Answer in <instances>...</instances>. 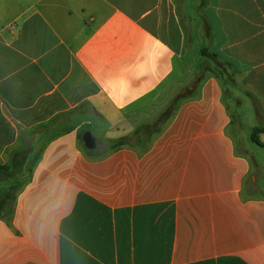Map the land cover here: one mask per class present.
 <instances>
[{"label":"crops","instance_id":"crops-1","mask_svg":"<svg viewBox=\"0 0 264 264\" xmlns=\"http://www.w3.org/2000/svg\"><path fill=\"white\" fill-rule=\"evenodd\" d=\"M198 1L188 35L177 0H0V165L63 129L0 219V264H264V197L225 100L251 113L247 138L264 128V0ZM189 48L233 79L196 76L146 146L85 149L72 115L132 130Z\"/></svg>","mask_w":264,"mask_h":264},{"label":"rangeland","instance_id":"rangeland-1","mask_svg":"<svg viewBox=\"0 0 264 264\" xmlns=\"http://www.w3.org/2000/svg\"><path fill=\"white\" fill-rule=\"evenodd\" d=\"M194 2H198V5L200 3L198 0H177L179 13L182 17L183 24L188 35L193 33V28L191 26V12L194 13L197 11V7L193 6ZM190 9H192V11ZM202 26L205 28L204 25ZM188 52L191 58L184 66L181 73L182 75H176L177 77L175 81L171 80L161 86L159 90H157V92H155V94L151 96L147 102H145V107L141 109L139 113L133 114V116L131 115V121L127 119L125 123L134 125L132 130L129 128L130 130H126L124 134L115 132V130L111 128L108 123L102 121L90 107H87L84 110L82 109L81 111L84 113L80 114L77 112L76 116L72 115L66 123L71 125L72 128H79L81 137L85 132H91V134L100 144L99 149L101 154L111 150L115 142L124 137H130V143H139L140 145L142 144L141 146H143L142 141H146L145 139H150V136L154 133V131L160 129L164 125L166 118L170 115L176 102L182 96L191 94L193 92V88L190 86V84L193 83L192 81L196 79V76H201L206 70H212L220 74L222 77H227V79L230 80L233 79L234 74L232 71L215 60V58L212 60L206 58L204 63L201 64L202 55L200 49L191 50V48H189ZM184 87L191 88L190 90H184ZM225 100L233 116V125L231 126L230 131L236 139L237 150L239 152L248 153L253 161V169L256 173V183L250 187L251 184L249 182L247 184L249 185V190L264 197V148H261L251 142L250 135H248L247 138V134L249 132L248 127L250 126L248 121L249 118H251V113L246 107L240 109V111L238 110V107L242 106V100L234 97L233 94L227 92L225 95ZM236 122L239 124V131L236 128ZM126 126L128 127V125ZM62 127L64 126L62 125ZM136 130L140 131V136L135 134ZM57 132H63V129L56 128L43 134L41 136L42 138L38 139V141L35 143H32L34 144V147L31 145L28 147H33L34 149V154L30 157V161L37 151L43 148V143L49 138H52ZM118 134L123 135L115 137ZM23 148L26 147L24 146ZM8 187L9 185L6 183L0 182V193Z\"/></svg>","mask_w":264,"mask_h":264},{"label":"trees","instance_id":"trees-1","mask_svg":"<svg viewBox=\"0 0 264 264\" xmlns=\"http://www.w3.org/2000/svg\"><path fill=\"white\" fill-rule=\"evenodd\" d=\"M203 56L213 57L212 55H209L205 50L203 51ZM169 118L170 116H168L166 120H168ZM159 131L160 129L155 130L154 133H158ZM260 133H264V128H256L251 136V141L257 146L264 148V144L261 143L258 139V135ZM36 134L37 131H34L32 133V135ZM135 134H137V136H140V131H136ZM153 134L150 136V138L153 136ZM145 140L146 141L143 140V146H145L150 139ZM123 145H128V137L116 141L113 149ZM42 151L43 148L39 149L30 161V164L26 165L25 171L27 176L25 177L21 175L22 169L26 164V161L30 160V156L28 158V155L32 152L31 148L15 153L12 157L10 165H0V182H4L9 185L7 189L0 193V219L10 215L13 212V205L16 197L22 190V188L29 182L33 168L41 158Z\"/></svg>","mask_w":264,"mask_h":264},{"label":"water","instance_id":"water-1","mask_svg":"<svg viewBox=\"0 0 264 264\" xmlns=\"http://www.w3.org/2000/svg\"><path fill=\"white\" fill-rule=\"evenodd\" d=\"M82 142L85 149L92 151L98 147L97 139L91 134V132H85L82 136Z\"/></svg>","mask_w":264,"mask_h":264}]
</instances>
